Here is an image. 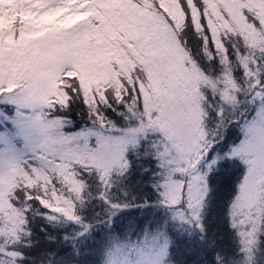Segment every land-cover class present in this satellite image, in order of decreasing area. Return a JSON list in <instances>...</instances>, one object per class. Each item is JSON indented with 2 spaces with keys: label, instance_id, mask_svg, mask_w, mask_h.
<instances>
[{
  "label": "snow or ice",
  "instance_id": "6c2138e0",
  "mask_svg": "<svg viewBox=\"0 0 264 264\" xmlns=\"http://www.w3.org/2000/svg\"><path fill=\"white\" fill-rule=\"evenodd\" d=\"M24 3L13 28L31 19L35 29L23 44H0V106H9L0 107V264L22 255L12 249L26 234L32 200L80 226L72 264H199L204 210L229 161L243 165L230 226L243 259L255 264L264 235V0H177L179 25L159 0H96L79 20L64 0ZM86 32L94 37L87 44ZM77 99L95 130L65 131L71 118L61 113ZM106 108L125 116V129L106 131L115 125ZM229 127L240 130L230 144ZM132 149L137 160L155 161L154 199L128 192ZM21 171L27 183H16ZM132 209L162 211L143 221L128 216L125 226ZM45 264L67 258L53 252Z\"/></svg>",
  "mask_w": 264,
  "mask_h": 264
},
{
  "label": "trees",
  "instance_id": "16d2710c",
  "mask_svg": "<svg viewBox=\"0 0 264 264\" xmlns=\"http://www.w3.org/2000/svg\"><path fill=\"white\" fill-rule=\"evenodd\" d=\"M145 2L148 1L145 0ZM0 7L3 9L4 6L0 3ZM15 11L18 13V7L13 11L10 10L12 13ZM3 14L4 12L0 15L2 19H4ZM188 36L198 46L199 41L195 34L188 33ZM194 51H196V48H194ZM229 56L233 61L236 78L242 83L245 82L243 68L237 62V58L231 47H229ZM200 59L201 63L207 67L208 65L205 64L202 56ZM212 66L217 70L219 68L215 60L212 62ZM82 79L83 77H81V81ZM2 107L9 108V106ZM115 107L119 109L122 106L115 105ZM61 114L71 118V123L65 129L68 132L73 133L79 131V129H86L91 124L89 109L83 103L82 99L70 102L68 110ZM105 115L109 120L115 122L113 129L126 128L127 121L125 116L118 115L116 110L106 108ZM239 136L240 130L237 127H229L224 139L230 144L238 140ZM134 152L135 149L129 151V158L133 161V167L125 181L128 192L130 195L136 196L137 199L143 197L154 199L155 194L148 182V177L151 176V169L155 166V161L146 156L140 157L137 160ZM141 166L148 171L141 172ZM242 172L243 165L239 161H229L227 166L222 170V173L214 181L213 193L203 215L202 224L203 228L206 229V239L200 243L201 251L198 253L199 264H218V256L220 258V264H227L232 255L240 253V238L237 230L230 226L228 206L230 200L235 195L236 183ZM16 183L24 184L27 182L20 181L19 179L16 180ZM93 203L96 204L97 201H93ZM28 205L26 234L22 236L21 240L12 249L22 254L13 258L15 264H45L48 255L53 252L66 257L67 264H72L73 236L79 230L80 226L76 222L64 218L62 215L51 213L46 206L41 205L37 200L28 201ZM97 211H99V208H97ZM161 211V209H153L151 212L147 209L143 211L140 209H132L125 216L123 223L125 226L127 225L128 216H135L140 221H143L147 216L158 215ZM185 227H188V225H185ZM114 231L123 237L125 227L117 228ZM199 232L200 229H196L194 232L198 239ZM259 237L257 251L258 256L262 258V261L259 263L262 264L264 262V235H259ZM0 258H3L2 253H0Z\"/></svg>",
  "mask_w": 264,
  "mask_h": 264
},
{
  "label": "rangeland",
  "instance_id": "374dc122",
  "mask_svg": "<svg viewBox=\"0 0 264 264\" xmlns=\"http://www.w3.org/2000/svg\"><path fill=\"white\" fill-rule=\"evenodd\" d=\"M0 3L4 6L3 9L2 7H0V15H2V13L4 12L3 14L4 19H2V17L0 18V44H2L5 40H8L9 43H12L13 41L9 39L11 37H16L17 42L23 44V42L27 40V36L25 35L26 31H28L29 29H35V25L31 19H22L19 23L16 24V28H13V23L17 21V18L20 16V13L26 10V5L24 3V0H0ZM64 3L66 7L80 11V15L77 17V20H79L81 17L88 16L94 10V4L96 3V0H64ZM159 3L160 6L165 9V11H168L169 14L173 16V19L176 20L178 25L183 22L184 11H182L177 5V0H159ZM189 4L191 6V0H189ZM17 7H18V13L17 11H15L14 13L10 12V10L13 11ZM192 19L198 22V13L195 7H192ZM84 23H87V21L85 20ZM197 26L199 27L198 23ZM79 28L80 25L77 24L76 29ZM17 32H19L18 36H17ZM93 38H94L93 36H91L89 33L86 32L84 34V43L87 44ZM261 82L264 83V78H262ZM121 129H125V128H121ZM121 129L116 130L110 128L107 129L106 131L111 133L113 131L118 132ZM87 130H95V129L93 128V125L90 124L89 127H87L86 129L83 130L79 129V131L76 132H83ZM24 167H27V165H25ZM20 177H21L20 181H24V182H28L31 179L28 173L23 171H21ZM11 183H12L11 180H5L4 181L5 189H8L11 186ZM0 195L3 194L0 193ZM258 240H260V237H258ZM257 250H256L257 253H255V264H260L259 262L262 261V258L258 256ZM243 255L244 254L241 252L239 254L232 255V257L229 259L230 261L227 262V264H248V262L243 259ZM262 264H264V262Z\"/></svg>",
  "mask_w": 264,
  "mask_h": 264
}]
</instances>
